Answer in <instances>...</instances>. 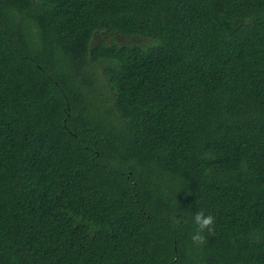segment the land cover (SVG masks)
I'll return each instance as SVG.
<instances>
[{
	"label": "trees",
	"instance_id": "16d2710c",
	"mask_svg": "<svg viewBox=\"0 0 264 264\" xmlns=\"http://www.w3.org/2000/svg\"><path fill=\"white\" fill-rule=\"evenodd\" d=\"M0 264H264V0H0Z\"/></svg>",
	"mask_w": 264,
	"mask_h": 264
},
{
	"label": "clouds",
	"instance_id": "9594fccd",
	"mask_svg": "<svg viewBox=\"0 0 264 264\" xmlns=\"http://www.w3.org/2000/svg\"><path fill=\"white\" fill-rule=\"evenodd\" d=\"M194 223L196 224V231L192 235L191 239L196 243H203L205 237L202 233L207 230L209 233H214V222L215 218L208 214L205 215L204 211H197L193 217Z\"/></svg>",
	"mask_w": 264,
	"mask_h": 264
},
{
	"label": "rangeland",
	"instance_id": "374dc122",
	"mask_svg": "<svg viewBox=\"0 0 264 264\" xmlns=\"http://www.w3.org/2000/svg\"><path fill=\"white\" fill-rule=\"evenodd\" d=\"M98 90V89H97ZM105 92V91H104ZM97 93V92H96Z\"/></svg>",
	"mask_w": 264,
	"mask_h": 264
}]
</instances>
